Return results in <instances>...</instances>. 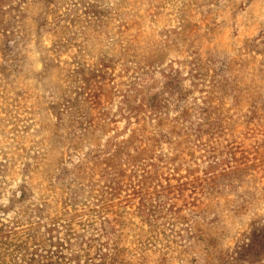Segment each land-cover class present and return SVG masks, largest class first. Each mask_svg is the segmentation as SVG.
<instances>
[{
  "label": "rangeland",
  "instance_id": "obj_1",
  "mask_svg": "<svg viewBox=\"0 0 264 264\" xmlns=\"http://www.w3.org/2000/svg\"><path fill=\"white\" fill-rule=\"evenodd\" d=\"M0 264H264V0H0Z\"/></svg>",
  "mask_w": 264,
  "mask_h": 264
}]
</instances>
